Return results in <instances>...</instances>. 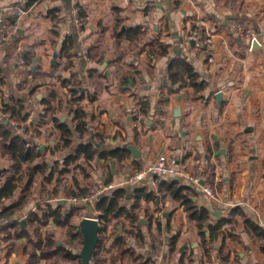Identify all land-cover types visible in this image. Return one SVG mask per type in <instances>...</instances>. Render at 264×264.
<instances>
[{
    "label": "crops",
    "instance_id": "0c3cea01",
    "mask_svg": "<svg viewBox=\"0 0 264 264\" xmlns=\"http://www.w3.org/2000/svg\"><path fill=\"white\" fill-rule=\"evenodd\" d=\"M75 6L88 16L81 30L72 21ZM17 8L25 13L18 15ZM0 11L13 23L6 39L0 42V105L13 100L22 103V114L26 115L23 123L28 130L20 134L43 151L35 162L47 164L44 174L35 176L31 198L23 209L0 220V226L14 219L24 223L30 211L40 213L57 202L71 205L61 191L55 197L53 162L59 163L80 138L74 134L70 148L55 149L60 132L53 120H65L71 127L72 108L77 104L88 114V131L81 140L92 138L105 152L119 147L127 151L122 159L106 155L88 161L96 166L93 171L87 169L95 185H144L155 189L156 180L149 173L140 179L128 177L160 153L177 157L182 170L187 171H194L207 158L214 195L206 196L195 186L196 203L207 208L210 223L230 214L237 221L233 230L236 238L227 236L222 247L228 258L218 255V238L214 251H209L210 264L213 253V264H264L260 248L264 243L244 230L242 217L236 213L240 209L264 227V0H0ZM233 21L241 23L244 32L237 33L231 26ZM135 26L141 31L134 38L119 34ZM194 26L201 34L211 36L212 61L184 40L183 34ZM67 38L73 40V46L65 51ZM85 45L94 46L102 59L91 60L82 54ZM17 56L23 59L21 65L16 64ZM181 57L198 73L200 86H174L175 90L169 92L166 68ZM72 74L78 76L83 89V98L75 104L61 82V77ZM135 98L146 101L148 109L137 122L129 109L136 105ZM14 125L15 121L10 120L9 127ZM2 150L0 142V187L6 175L1 170L11 164ZM53 150H61L62 154L53 157ZM75 163L65 174L66 182L72 184L75 177L81 187H89L91 184L80 176ZM24 167L25 163L21 169ZM182 182L187 183L185 179ZM19 190L0 201V210L16 198ZM158 197L157 201L142 200L135 211L141 218L146 214L144 210L152 211L162 234L166 230L174 232L173 250L178 253L172 259L158 256L154 264H166L170 259L168 264H177L188 237L194 239L189 242L194 247L193 259L208 264L195 220L168 191ZM87 212L96 214L91 208ZM138 223L147 224L142 219ZM110 224L107 247L114 233L121 231L119 224V230L113 233L118 225ZM125 226L130 228L128 220ZM127 240L135 246L133 238ZM137 251L143 256V251ZM106 252L110 255L113 248ZM24 258L20 252H11L0 256V264H20ZM142 258L144 261L147 257Z\"/></svg>",
    "mask_w": 264,
    "mask_h": 264
},
{
    "label": "trees",
    "instance_id": "16d2710c",
    "mask_svg": "<svg viewBox=\"0 0 264 264\" xmlns=\"http://www.w3.org/2000/svg\"><path fill=\"white\" fill-rule=\"evenodd\" d=\"M79 15H82L81 11H79ZM140 28V26L127 28L125 31H119V34L125 33L129 39H132L136 36ZM67 39L69 42H66L63 47L65 51L73 46V40L70 38ZM163 51L164 49L160 53L162 54ZM85 55L91 60L93 58L96 60L102 59V56H99L98 52L94 51V46L92 45L88 46ZM166 75L169 85L167 86V90L169 92L175 90L174 86H176V89L183 85H192L195 89L200 86V82L196 81L198 73L195 72L191 64L183 57L175 58L168 64ZM61 82L71 93L70 100L72 104H75V101L83 98L81 81L77 75L74 74L73 77L68 78L61 77ZM134 103L138 105L141 113L145 115L148 111L146 101L141 100V98H135ZM22 108L23 105L18 100H13L9 104L0 105V113L3 114V117L0 118V142L3 146L2 154L11 160L9 168L1 170V173H6V175L0 187V201L2 202V200L13 197L16 189L20 188L16 198L10 204L1 208L0 220H6L9 216L23 209L27 201L31 198L30 187L35 181V176L43 175L47 169V164L44 161L35 162L43 154V151L39 150L36 145L29 143L23 134L16 132L18 127H22L24 133L28 130V127L23 123L26 115L22 114ZM72 110L71 127H69L65 120H53L54 125L60 132L59 140L54 146L55 149L59 148L62 150L70 148L74 134H77L80 138V141L76 143L75 147L69 150L59 163L53 162L54 176H56V185L53 190L56 196L59 194V191H62L64 196H71L77 195L80 192L84 193L86 189L92 188L90 186L87 188L81 187L75 177H72V184H60L64 178L62 179L59 176L70 172L72 170L71 164L74 162H76L75 165H81L85 168L81 163L89 164L88 161L92 160L95 156L105 157L108 155L109 157L117 156L118 159H122L127 154V151L120 147L113 148L107 152L102 151L96 145L97 141H93L92 138L81 140L88 131L86 128L88 114L77 104ZM10 120L15 121L13 127H9ZM23 163H25V167L21 169ZM59 164H61L60 167ZM83 172L84 179L92 186H95L94 181L89 179V173L86 170ZM50 176L51 173L46 178H50ZM152 176L156 180L155 189H148L144 185H135L130 188L114 185L112 188L96 193L92 200L93 204L92 202H73L71 205H67L65 209L63 203L57 202L53 207L47 205L40 213L36 210L30 211L25 216L24 223H21L18 219L7 221L4 225L0 226V254L5 256L11 252H20L25 256L20 264H81L80 254L70 249L71 247H75V242L77 244L82 243V235L77 230L78 224L73 223L72 220L73 216L77 215L81 209L85 212L91 208L94 211L96 210L95 215L99 219V237L89 264H116V262H120V264H132L135 260H137V264H144L146 261H149V258H144L143 261V256L137 251V247L140 248L143 246L144 234L140 229L138 223L139 216L135 208L140 205L142 200L148 201V199H151L157 201L158 196L168 191L169 195L180 203L188 217L195 220L197 232L200 236V245L205 250L207 258H209V246L216 242L218 238H221L217 252L221 258L226 260L228 253H224L222 249L224 240L227 236L232 239L236 238L233 230L235 229L237 221L233 218L232 214L210 223V214L207 208L197 205L195 200V185L188 179L179 174L166 177ZM24 177H26V180L22 182ZM183 179L187 183H183ZM124 200L130 202L125 204ZM86 203H88V206ZM89 213L87 212L86 214L85 212L83 215H88ZM236 213L242 217L244 230L254 238L261 239L264 243V227L257 222L255 223L240 209ZM113 219L115 221L111 223ZM125 220H128L130 228L125 226ZM49 222L57 227H65L69 235L65 242L58 243L53 233L42 235V227L48 225ZM108 224L115 226L120 224L121 231H118L117 234L114 233L113 241L107 247L106 231ZM127 238H133L136 247L130 245ZM72 240H74L73 243H71ZM175 240L176 236H171L168 245L170 249H173ZM110 248H113V252L107 255L106 251ZM260 248L264 251L263 246Z\"/></svg>",
    "mask_w": 264,
    "mask_h": 264
},
{
    "label": "built area",
    "instance_id": "2783aa9c",
    "mask_svg": "<svg viewBox=\"0 0 264 264\" xmlns=\"http://www.w3.org/2000/svg\"><path fill=\"white\" fill-rule=\"evenodd\" d=\"M16 13L18 15L25 13L24 9L17 8ZM72 21L76 24L77 28L81 30L88 23V16L86 14L79 15V8L75 6L72 11ZM13 26L11 19H9L2 11H0V42L4 41L7 35L10 33V30ZM232 28H234L237 33L244 32V27L241 23L233 21L231 24ZM184 40L189 43V46L199 54H202L207 58V60H213V54L210 52L211 46V36L209 34L203 35L195 26L189 28L184 34ZM255 39V37L253 36ZM256 40V39H255ZM87 46H83L81 49L82 54L87 53ZM23 63V59L21 56L16 57V64L21 65ZM167 77V75H166ZM168 81V79H167ZM134 115L135 122H137L141 117L142 113L138 107V105H132L129 108ZM23 128L19 127L18 133H22ZM207 158H203L201 163L196 167L194 171L182 170L178 158L168 154V153H160L158 154L154 160L150 161L145 168L135 170L130 174L128 180L132 179H140L143 178L148 173L156 176H171V175H182L184 178L188 179L192 184L197 186L206 196L213 197L214 189L212 187L211 181L208 178L207 174ZM113 184H103L100 187H97L95 193L78 195L75 197H69L68 200L73 202H92L96 193H99L105 189L112 188ZM94 219L96 218L98 221V217L91 216ZM3 256V254H0Z\"/></svg>",
    "mask_w": 264,
    "mask_h": 264
},
{
    "label": "rangeland",
    "instance_id": "374dc122",
    "mask_svg": "<svg viewBox=\"0 0 264 264\" xmlns=\"http://www.w3.org/2000/svg\"><path fill=\"white\" fill-rule=\"evenodd\" d=\"M53 138H54V136H52V140H53ZM58 153H61L62 154V151L60 150V151L56 152V150H53V157H57V154ZM59 167H60V165H59ZM84 167L85 168H83L81 165H79L77 167L78 170H80L79 173H80V176L81 177H83V175H84L83 174L84 173L83 171L86 170V172L89 173L87 171V169L89 171H93L94 169H96V166H92V165H88V167L85 165ZM81 169H83V171H81ZM61 176H64V177H61ZM59 177L62 178V179L64 178V180H62L60 182V184L61 185H65L66 184L67 185V182H66L67 181V177H66V175H60ZM55 178L56 177H54V182H55ZM90 187H92V188L86 189V191L84 193H81L80 192V193H77V195H71V196L68 195V196H65V200L67 202L69 201L68 203H71V201L68 200L69 197H75V196L84 195V194H88L89 195L91 193H95V190L97 189V187H100V185H98V184L95 185V186L90 185ZM61 193H62V191H61ZM55 197H56V194H55ZM65 209H66V207H65ZM80 212L77 213V215H74L73 216V220H72L73 223L78 224V221L80 220L81 216H83V214L85 212L87 214V211L84 212V210H82V209L80 210ZM144 213H146V214L143 215L142 218L138 214L139 220L142 219V220L146 221L147 224H145V223L144 224H141V225L139 224L140 229L142 230V233L144 234V240L142 242L143 243V246L140 247V248L137 247V249L139 251H143V256L144 257H148L149 258V261H146L144 264H154L155 263V260H156V258L158 256L161 257V256H167L168 255V257L172 259L173 258V255L175 253H178V252H175L173 249H170L168 245H169V241H170L171 236L175 235V233L174 232H171V231H168V230H166V228H164L166 230L165 232H163V233H165V235L162 234L161 233L162 232V228L159 229L157 227V225H156L157 221H155V219L154 220L152 219L153 216H154V215H152V211H146V210H144ZM88 216H91V215L88 214ZM152 222H154V225H153L154 227H153L152 230H150V226H151V223ZM119 228H120V226L118 224V227L115 229V231H113L112 228H109V229H110V231L112 230L113 233H114V232H116V230H119ZM112 231H111V233H112ZM41 233H42L43 236L46 235L47 233H53V235L56 238V240L58 241V243L65 242L67 240L68 236H69L67 234V231H66L65 227H57L56 228V227H52L50 225L49 226H44L43 229H41ZM192 240H194V239H191V237H188L187 238V240H186L187 242H185V246H184L185 247L184 248V250H185L184 251V255H182L183 256L182 257L183 260L181 258L179 259V261L176 260V263L177 264H192V263L194 264V262L196 261V259L194 260L193 257H192V255L194 253V250H193L194 247H193V245H190V243H189ZM73 242H74V240L71 241V243H73ZM214 245H215V242L211 246H209V249L208 250L209 251L211 250L210 253H212L214 251ZM80 247H81V243L80 244L79 243L77 244L75 242V247H71L70 249H71V251H73L75 253H78L79 250H80ZM106 254H107V252H106ZM184 258H185V260H187L186 263L183 262L184 261ZM171 259L168 261L169 263L171 262ZM211 259H212V264H213L214 263V253L212 254ZM205 260L208 262V264H210V260H208L207 255H205ZM168 262L166 264H168ZM132 264H137V260L133 261ZM196 264H198V261H196ZM201 264H202V261H201Z\"/></svg>",
    "mask_w": 264,
    "mask_h": 264
},
{
    "label": "water",
    "instance_id": "95a60500",
    "mask_svg": "<svg viewBox=\"0 0 264 264\" xmlns=\"http://www.w3.org/2000/svg\"><path fill=\"white\" fill-rule=\"evenodd\" d=\"M77 230L82 235V243L78 252L81 257V264H89L99 237V221L91 216L83 215L78 221Z\"/></svg>",
    "mask_w": 264,
    "mask_h": 264
}]
</instances>
